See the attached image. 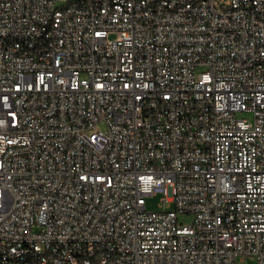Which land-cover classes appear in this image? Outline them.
<instances>
[{
  "label": "built area",
  "instance_id": "built-area-1",
  "mask_svg": "<svg viewBox=\"0 0 264 264\" xmlns=\"http://www.w3.org/2000/svg\"><path fill=\"white\" fill-rule=\"evenodd\" d=\"M248 263L264 0H0V264Z\"/></svg>",
  "mask_w": 264,
  "mask_h": 264
},
{
  "label": "rangeland",
  "instance_id": "rangeland-1",
  "mask_svg": "<svg viewBox=\"0 0 264 264\" xmlns=\"http://www.w3.org/2000/svg\"><path fill=\"white\" fill-rule=\"evenodd\" d=\"M161 198H162L161 195L147 198L146 199L147 209L152 212H157L158 210H160L159 206L161 205ZM191 220L192 218L189 216L180 218V221L184 223H190ZM248 264H252V263H248Z\"/></svg>",
  "mask_w": 264,
  "mask_h": 264
}]
</instances>
